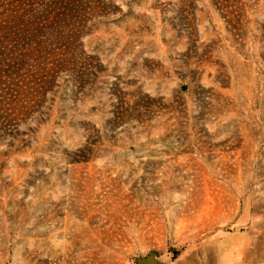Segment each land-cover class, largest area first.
Wrapping results in <instances>:
<instances>
[{
	"label": "rangeland",
	"instance_id": "rangeland-1",
	"mask_svg": "<svg viewBox=\"0 0 264 264\" xmlns=\"http://www.w3.org/2000/svg\"><path fill=\"white\" fill-rule=\"evenodd\" d=\"M113 1L1 113L0 264H264V0Z\"/></svg>",
	"mask_w": 264,
	"mask_h": 264
},
{
	"label": "trees",
	"instance_id": "trees-1",
	"mask_svg": "<svg viewBox=\"0 0 264 264\" xmlns=\"http://www.w3.org/2000/svg\"><path fill=\"white\" fill-rule=\"evenodd\" d=\"M119 10L113 0H0V119L27 117L23 101L54 85L37 77L84 74L83 40ZM13 133L0 127V139Z\"/></svg>",
	"mask_w": 264,
	"mask_h": 264
},
{
	"label": "water",
	"instance_id": "water-1",
	"mask_svg": "<svg viewBox=\"0 0 264 264\" xmlns=\"http://www.w3.org/2000/svg\"><path fill=\"white\" fill-rule=\"evenodd\" d=\"M151 261H152V259H147V260H145L142 264H150Z\"/></svg>",
	"mask_w": 264,
	"mask_h": 264
},
{
	"label": "crops",
	"instance_id": "crops-1",
	"mask_svg": "<svg viewBox=\"0 0 264 264\" xmlns=\"http://www.w3.org/2000/svg\"><path fill=\"white\" fill-rule=\"evenodd\" d=\"M160 263H157L155 260H152L150 264H160Z\"/></svg>",
	"mask_w": 264,
	"mask_h": 264
}]
</instances>
